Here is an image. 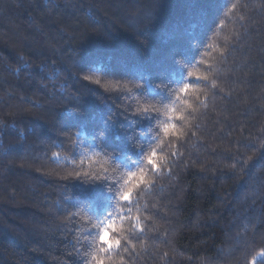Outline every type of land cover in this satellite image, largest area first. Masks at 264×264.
I'll return each instance as SVG.
<instances>
[{
  "label": "trees",
  "instance_id": "obj_1",
  "mask_svg": "<svg viewBox=\"0 0 264 264\" xmlns=\"http://www.w3.org/2000/svg\"><path fill=\"white\" fill-rule=\"evenodd\" d=\"M110 214L116 264H264V0H0V264H93Z\"/></svg>",
  "mask_w": 264,
  "mask_h": 264
},
{
  "label": "snow or ice",
  "instance_id": "obj_2",
  "mask_svg": "<svg viewBox=\"0 0 264 264\" xmlns=\"http://www.w3.org/2000/svg\"><path fill=\"white\" fill-rule=\"evenodd\" d=\"M233 7H235V5ZM188 75L192 76L193 73L189 72ZM197 78L207 79L208 77L203 76ZM85 79H88V77H85ZM190 88L191 85L185 83L178 89V93H187ZM184 103L188 107H191V105H188L187 101H184ZM143 111L147 112V109H144ZM169 112L174 114L173 116H170L169 119H185L182 114H177L178 110L176 109H169ZM162 130L166 136L177 135L175 124L167 123L163 125ZM173 155H175V153H173ZM145 161L153 171L159 170L161 160L157 159V152L155 148L146 154ZM151 184L152 178L146 174V169L144 167H141L136 171L128 172L126 178L124 179L123 186L118 193V198L122 202H130L135 190L147 187ZM124 219L126 218L120 217L121 221ZM127 219L137 220L138 217H129ZM132 227H135V225H132ZM122 231L123 229L117 225L116 219L112 217V214H110L109 218L105 219L103 225L99 229V234L96 238V249L92 255L93 264H116L114 256L120 255V249H123L124 252L130 254L135 252V247L130 244L129 239H124L120 236V232ZM119 264H123L122 256H120Z\"/></svg>",
  "mask_w": 264,
  "mask_h": 264
},
{
  "label": "clouds",
  "instance_id": "obj_3",
  "mask_svg": "<svg viewBox=\"0 0 264 264\" xmlns=\"http://www.w3.org/2000/svg\"><path fill=\"white\" fill-rule=\"evenodd\" d=\"M83 74V73H82Z\"/></svg>",
  "mask_w": 264,
  "mask_h": 264
}]
</instances>
